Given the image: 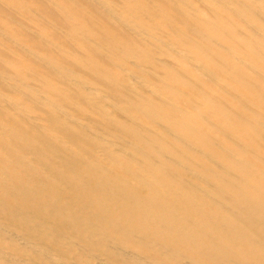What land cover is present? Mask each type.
I'll use <instances>...</instances> for the list:
<instances>
[{"label":"bare ground","instance_id":"bare-ground-1","mask_svg":"<svg viewBox=\"0 0 264 264\" xmlns=\"http://www.w3.org/2000/svg\"><path fill=\"white\" fill-rule=\"evenodd\" d=\"M0 264H264V0H0Z\"/></svg>","mask_w":264,"mask_h":264}]
</instances>
